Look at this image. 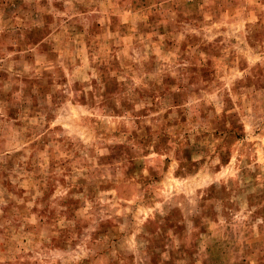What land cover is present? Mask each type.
Here are the masks:
<instances>
[{
  "label": "rangeland",
  "instance_id": "rangeland-1",
  "mask_svg": "<svg viewBox=\"0 0 264 264\" xmlns=\"http://www.w3.org/2000/svg\"><path fill=\"white\" fill-rule=\"evenodd\" d=\"M0 264H264V0H0Z\"/></svg>",
  "mask_w": 264,
  "mask_h": 264
}]
</instances>
